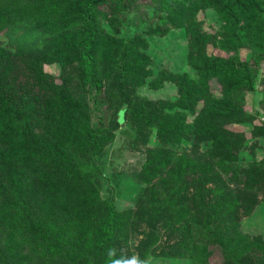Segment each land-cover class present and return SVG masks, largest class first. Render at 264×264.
<instances>
[{
    "label": "trees",
    "instance_id": "1",
    "mask_svg": "<svg viewBox=\"0 0 264 264\" xmlns=\"http://www.w3.org/2000/svg\"><path fill=\"white\" fill-rule=\"evenodd\" d=\"M133 1L0 0V264H125L133 239L141 261L156 246L191 264H264V237L240 223L250 195L208 186L212 166L237 160L246 143L226 126L252 119L244 106L264 62V0H205L224 21L222 39L188 19L197 78L177 75L178 98L152 112L137 103V87L152 74L140 36L124 41L104 29ZM211 42L231 55L210 53ZM241 47L254 55L243 59ZM53 63L58 74L44 68ZM127 121L146 146V185L133 208L118 210L86 168ZM151 134L162 152L147 148ZM171 146L189 159L171 167ZM242 171V188L264 196V167ZM157 192L165 196L158 205Z\"/></svg>",
    "mask_w": 264,
    "mask_h": 264
},
{
    "label": "rangeland",
    "instance_id": "2",
    "mask_svg": "<svg viewBox=\"0 0 264 264\" xmlns=\"http://www.w3.org/2000/svg\"><path fill=\"white\" fill-rule=\"evenodd\" d=\"M107 10H110V7ZM171 12H173V18L170 20ZM118 13L120 20L110 24L104 22V29L115 38L124 41L129 40L130 37L139 38L140 36L138 43L141 53L148 58L147 69L152 70V74L137 87V103L145 104L147 110L151 112L164 102L174 101L178 98L175 81L177 75L186 74L190 79L197 78L191 64L187 61L188 43L185 23L188 19H196L204 32L210 35L209 37L216 36L217 40L222 39V33L225 31L224 21L221 20L217 8L210 6L209 1L205 0H134L126 2ZM160 15L166 19L160 20ZM79 25L84 24L79 23ZM259 45L264 49V30ZM208 51L225 57L231 55V52L225 51L220 48L219 44L214 45L212 42L208 45ZM238 52L243 59H250L254 55V52L248 47H241ZM44 68L52 73L60 72L58 63L45 64ZM152 77L157 78L155 85L150 82ZM216 83H214V90L219 92ZM263 89L264 62L257 72L254 90L248 92L245 97L244 107L252 114V119L250 122H235L226 126L237 137H244L246 141L244 148H238L239 158L234 162H218L212 166L211 170L214 174L208 182V186L213 187L215 182L216 189L227 190L229 188L250 195V210L241 215L240 223L243 230L252 234L261 233L264 237V196L261 193L256 195L253 190L246 192L239 184L243 178L242 170L244 168L252 165L264 167V110L259 106ZM202 103V99L197 101L195 112L188 114L187 122L193 121ZM135 135V128L129 121L122 123L120 128L115 131L113 140L105 146L102 153L93 157L92 162L86 168V172L90 175L94 187L98 188L100 196L107 200L113 199L118 210L133 208L139 190L146 185L141 177V170L147 157V153L143 151L146 146L139 147L140 141L135 138ZM186 143L184 141V145ZM162 147L163 145H160L156 137L151 134L147 148H153L155 154L162 152ZM171 147L177 150L174 146ZM175 155L176 159H172L170 162L171 167L182 158L189 159L185 152L177 150ZM188 155L193 157L190 151H188ZM187 172L200 175L193 167ZM233 172L236 176L234 184L232 183ZM159 193L157 192L155 197L156 205L165 198L164 193L160 195ZM234 195L236 197L239 193ZM164 239L165 237L162 235L159 244H163ZM137 245V239L129 240L126 246L128 249L125 251L130 253V259L138 258ZM166 251V249L153 247L144 260V264H191L190 260L183 257L162 255V252ZM213 257L215 262L219 260L217 254Z\"/></svg>",
    "mask_w": 264,
    "mask_h": 264
},
{
    "label": "clouds",
    "instance_id": "3",
    "mask_svg": "<svg viewBox=\"0 0 264 264\" xmlns=\"http://www.w3.org/2000/svg\"><path fill=\"white\" fill-rule=\"evenodd\" d=\"M125 264H144V261L139 260L136 257H133L125 262Z\"/></svg>",
    "mask_w": 264,
    "mask_h": 264
}]
</instances>
